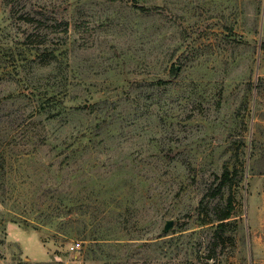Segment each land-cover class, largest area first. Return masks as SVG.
<instances>
[{
    "label": "rangeland",
    "instance_id": "1",
    "mask_svg": "<svg viewBox=\"0 0 264 264\" xmlns=\"http://www.w3.org/2000/svg\"><path fill=\"white\" fill-rule=\"evenodd\" d=\"M263 43L264 0H0V264H264Z\"/></svg>",
    "mask_w": 264,
    "mask_h": 264
},
{
    "label": "trees",
    "instance_id": "2",
    "mask_svg": "<svg viewBox=\"0 0 264 264\" xmlns=\"http://www.w3.org/2000/svg\"><path fill=\"white\" fill-rule=\"evenodd\" d=\"M141 10H143L142 7H141ZM262 48L264 49V43L262 45ZM225 176L227 177L228 176V173H225ZM229 218H230V213L224 215L220 221H225V220H227ZM224 224H225L224 222L220 223L219 226H220L221 229L225 226Z\"/></svg>",
    "mask_w": 264,
    "mask_h": 264
},
{
    "label": "built area",
    "instance_id": "3",
    "mask_svg": "<svg viewBox=\"0 0 264 264\" xmlns=\"http://www.w3.org/2000/svg\"><path fill=\"white\" fill-rule=\"evenodd\" d=\"M76 246H77V249H78L80 247V243H77Z\"/></svg>",
    "mask_w": 264,
    "mask_h": 264
}]
</instances>
